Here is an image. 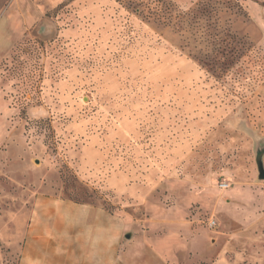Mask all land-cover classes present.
I'll return each instance as SVG.
<instances>
[{
  "label": "rangeland",
  "instance_id": "374dc122",
  "mask_svg": "<svg viewBox=\"0 0 264 264\" xmlns=\"http://www.w3.org/2000/svg\"><path fill=\"white\" fill-rule=\"evenodd\" d=\"M258 157L264 0H0V264L34 190L123 217L119 264H264Z\"/></svg>",
  "mask_w": 264,
  "mask_h": 264
},
{
  "label": "crops",
  "instance_id": "0c3cea01",
  "mask_svg": "<svg viewBox=\"0 0 264 264\" xmlns=\"http://www.w3.org/2000/svg\"><path fill=\"white\" fill-rule=\"evenodd\" d=\"M128 227L104 205L34 190L16 264H119Z\"/></svg>",
  "mask_w": 264,
  "mask_h": 264
},
{
  "label": "water",
  "instance_id": "95a60500",
  "mask_svg": "<svg viewBox=\"0 0 264 264\" xmlns=\"http://www.w3.org/2000/svg\"><path fill=\"white\" fill-rule=\"evenodd\" d=\"M258 171H259V178L264 180V164L261 160V157H258ZM128 237L130 235H127Z\"/></svg>",
  "mask_w": 264,
  "mask_h": 264
},
{
  "label": "built area",
  "instance_id": "2783aa9c",
  "mask_svg": "<svg viewBox=\"0 0 264 264\" xmlns=\"http://www.w3.org/2000/svg\"><path fill=\"white\" fill-rule=\"evenodd\" d=\"M214 223H215L214 221H211V222H210L211 225H214Z\"/></svg>",
  "mask_w": 264,
  "mask_h": 264
}]
</instances>
